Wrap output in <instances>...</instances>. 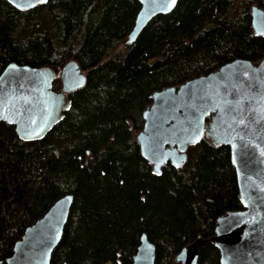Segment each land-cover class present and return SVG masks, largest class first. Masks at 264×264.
Returning <instances> with one entry per match:
<instances>
[{
  "label": "trees",
  "instance_id": "obj_1",
  "mask_svg": "<svg viewBox=\"0 0 264 264\" xmlns=\"http://www.w3.org/2000/svg\"><path fill=\"white\" fill-rule=\"evenodd\" d=\"M254 5L264 0H179L129 42L140 0H49L28 11L0 0V74L11 62L63 68L75 59L87 78L45 137L23 140L0 123V262L67 194L74 201L51 264H133L144 233L155 264H179L182 248L215 235L219 216L243 209L229 146L204 138L182 167L156 175L135 135L154 92L264 58ZM198 264H220V250L207 242Z\"/></svg>",
  "mask_w": 264,
  "mask_h": 264
},
{
  "label": "water",
  "instance_id": "obj_2",
  "mask_svg": "<svg viewBox=\"0 0 264 264\" xmlns=\"http://www.w3.org/2000/svg\"><path fill=\"white\" fill-rule=\"evenodd\" d=\"M7 1L28 11L49 0ZM178 1L140 0L141 9L128 41L134 42L157 15L172 12ZM251 15L254 33L264 37V9L254 5ZM58 78L62 86L56 89ZM86 79L75 59L63 68L9 63L0 74V115L8 119L0 118V123L14 125L23 140L45 137L71 107L69 94L83 87ZM144 120L135 138L156 175H161L167 164L182 167L188 148L204 138L229 146L236 169L243 209L219 216L215 235L208 239L199 236L182 248L175 261L198 264L201 248L211 242L220 250V264H264V58L257 62L238 58L209 74L154 92ZM73 201L72 194L59 198L26 228L13 254L0 264H51ZM155 261L156 247L144 233L133 264Z\"/></svg>",
  "mask_w": 264,
  "mask_h": 264
},
{
  "label": "snow or ice",
  "instance_id": "obj_3",
  "mask_svg": "<svg viewBox=\"0 0 264 264\" xmlns=\"http://www.w3.org/2000/svg\"><path fill=\"white\" fill-rule=\"evenodd\" d=\"M170 3H171V4H175V0H170ZM17 6L19 7V5H17ZM164 10H167V8H165ZM12 67L14 68L15 65H13ZM244 75L247 76L248 73H244ZM0 118L5 119V120L8 119V117H7L6 115H0ZM9 122H11V121H9ZM239 123H240V124H244V121L241 120V121H239ZM25 138H28V136H25ZM192 142H195V140H193ZM261 151H262V153H264V149H261ZM234 162H235V161H234Z\"/></svg>",
  "mask_w": 264,
  "mask_h": 264
}]
</instances>
